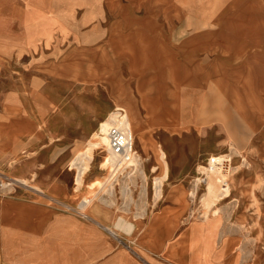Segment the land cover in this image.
I'll return each instance as SVG.
<instances>
[{
    "label": "crops",
    "instance_id": "1",
    "mask_svg": "<svg viewBox=\"0 0 264 264\" xmlns=\"http://www.w3.org/2000/svg\"><path fill=\"white\" fill-rule=\"evenodd\" d=\"M29 1L23 22H11L21 28L17 36L6 46L0 39L1 72L8 51L16 72L10 87L0 83L7 92L0 169L3 156L20 148L64 154L68 128L80 132L75 143L92 132V116L68 125L65 101L49 80L100 85L111 108L127 110L135 134L154 133L171 160L156 185L144 179L152 168L141 164L133 196L126 197L127 185L117 186L110 212L94 211L90 220L110 230V251L79 264H264V0ZM25 90L29 104L19 98ZM232 147L239 152L232 156L230 192L207 201L206 186L200 200L214 201L219 211L195 210V187L182 172ZM87 155L75 160L82 164L77 182ZM55 163L38 168L72 169ZM154 186L162 188L160 196Z\"/></svg>",
    "mask_w": 264,
    "mask_h": 264
},
{
    "label": "rangeland",
    "instance_id": "2",
    "mask_svg": "<svg viewBox=\"0 0 264 264\" xmlns=\"http://www.w3.org/2000/svg\"><path fill=\"white\" fill-rule=\"evenodd\" d=\"M28 2L30 3L29 0H0V39L3 38L5 46L9 45L12 33L16 37L20 32L21 28L13 26L11 22H23L19 15L27 9ZM23 30L26 32L25 28ZM13 61L15 60L8 51L2 60V72L0 68V83L3 88L10 87L12 80H16L14 78L16 75H13L16 72L12 70ZM20 77L25 83L29 81L27 77L21 75ZM48 83L55 97H61L65 101L62 113L72 122L68 125H75L73 121L86 115L93 117L94 121L91 124L93 129L85 140L75 143L74 137L80 135V132L68 128L66 136L63 137L66 139L61 141L62 149L65 150L62 155L49 156L46 150L32 153L27 148H20L12 158L10 155L3 156L0 169V264H43L49 259L50 261L46 263L79 264L86 263L85 259L88 258L96 261L105 257L110 251V230H102L100 224L89 217L95 210L110 212V201L119 189L117 186L127 185L126 197L133 196L135 174L131 184L117 176L114 158L108 152V116L115 108L125 111L130 127L134 131L127 110L120 105L111 108L107 93L100 85L77 86L67 83L61 87L50 80ZM6 94L5 89L0 90V107L1 101L7 97ZM19 98L20 101L25 100V103L29 104L30 92L27 90L20 92ZM2 113L0 108V120L7 118ZM184 136L185 142L192 141V134L186 133ZM179 137L182 138L181 135ZM136 138L138 159L136 158L135 163H138L140 157L144 165L152 168L144 173V179L153 180L156 185L166 177L164 168L170 167V157L163 153V146L154 133H149L146 138L136 134ZM179 141L181 142V139ZM227 148L208 153L207 158H198L193 162V171L182 172L184 177L190 179L191 190L192 186L195 187L193 194H197V199L194 209L200 207L199 211L206 215L212 211H219L218 206L212 209L214 201H207L213 197L218 200V195L223 193L217 176L208 173L205 163L214 154L235 156V152L238 151L232 147L231 151L226 152ZM82 153L89 154L84 157L83 162L88 169L84 171L83 181L77 182L76 177L82 164L75 163V160ZM48 161L56 162L55 164L66 163L72 169L69 170L67 167L66 170H59L56 169V165L38 168L40 163ZM136 165L140 166L139 163ZM205 175L209 178L207 185L198 184V179ZM206 186L209 192L205 193L204 200L207 201L203 203L200 200ZM153 189L154 196L163 193L161 187L154 186ZM149 191L148 195L152 192L150 186ZM142 192V195H146L144 190Z\"/></svg>",
    "mask_w": 264,
    "mask_h": 264
},
{
    "label": "built area",
    "instance_id": "3",
    "mask_svg": "<svg viewBox=\"0 0 264 264\" xmlns=\"http://www.w3.org/2000/svg\"><path fill=\"white\" fill-rule=\"evenodd\" d=\"M108 118V152L114 158L115 173L131 184L133 175L138 169L136 164H143L140 157L139 161L137 160L138 163H135L138 156L136 134L130 127L128 117L124 110L115 108L109 114ZM205 166L209 174H215L217 176L221 193L224 194L227 192L230 189V178L234 167L232 156L228 154H214L208 158ZM208 181L209 178L205 175L198 179V184L207 185Z\"/></svg>",
    "mask_w": 264,
    "mask_h": 264
},
{
    "label": "bare ground",
    "instance_id": "4",
    "mask_svg": "<svg viewBox=\"0 0 264 264\" xmlns=\"http://www.w3.org/2000/svg\"><path fill=\"white\" fill-rule=\"evenodd\" d=\"M128 228H130V227L128 226Z\"/></svg>",
    "mask_w": 264,
    "mask_h": 264
}]
</instances>
